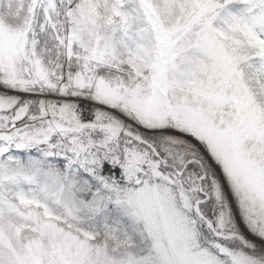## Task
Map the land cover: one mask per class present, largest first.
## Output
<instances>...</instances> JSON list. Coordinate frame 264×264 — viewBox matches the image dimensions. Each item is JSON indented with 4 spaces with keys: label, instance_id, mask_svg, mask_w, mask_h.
Listing matches in <instances>:
<instances>
[{
    "label": "snow or ice",
    "instance_id": "6c2138e0",
    "mask_svg": "<svg viewBox=\"0 0 264 264\" xmlns=\"http://www.w3.org/2000/svg\"><path fill=\"white\" fill-rule=\"evenodd\" d=\"M0 264H264V0H0Z\"/></svg>",
    "mask_w": 264,
    "mask_h": 264
}]
</instances>
